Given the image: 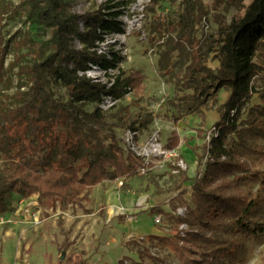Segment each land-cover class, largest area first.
Returning a JSON list of instances; mask_svg holds the SVG:
<instances>
[{
    "label": "trees",
    "instance_id": "obj_1",
    "mask_svg": "<svg viewBox=\"0 0 264 264\" xmlns=\"http://www.w3.org/2000/svg\"><path fill=\"white\" fill-rule=\"evenodd\" d=\"M166 1L151 0V4L162 6ZM180 1L181 13L168 23L158 60L165 73H173L174 67L183 70L181 77L173 76L175 91L182 92L174 102L181 113L175 121L198 115L204 127L206 112L213 110L219 120L210 142L191 147L197 156L194 178L172 166L181 174L182 184L193 182L190 202L185 201V189L173 199L187 208L184 217H174L179 226H187L177 237L200 253L201 260L195 264H246L247 242L264 243V0L249 4L246 0ZM74 4L75 0H24L19 6L24 22L47 35L24 46L27 51L22 57L28 64L22 69L28 77L20 87L32 84L27 92L31 99L22 106L32 141L39 145V138L48 139L39 161L19 149L10 161L0 164V218L11 210L15 195L25 200L38 196L40 201L76 203L89 188L133 176L146 167L124 150L117 133L118 129L141 133L154 119L152 114L130 115V106L117 109L130 94L137 102L141 99L145 75L119 69L109 88L79 75L91 64L117 68L123 60L113 48L107 50L109 56L97 50L110 32L125 33L118 20L123 10H115L119 4H109L78 14ZM230 10L237 15L229 20ZM213 21L218 29L210 34L203 31L199 37L200 24L209 27ZM74 40L83 47L75 48ZM7 46L0 51V82ZM211 54L219 62L217 69L207 64ZM17 60L9 66L19 65ZM52 83L66 89V101L55 99ZM222 90L229 93L223 104L218 98ZM105 94L119 101L108 112L99 106ZM91 103L97 107L88 111L84 106ZM197 138L206 139L203 130L197 131ZM186 142L175 130L165 146L178 151ZM150 213L170 217L159 207ZM138 254L145 257L144 251Z\"/></svg>",
    "mask_w": 264,
    "mask_h": 264
},
{
    "label": "rangeland",
    "instance_id": "obj_2",
    "mask_svg": "<svg viewBox=\"0 0 264 264\" xmlns=\"http://www.w3.org/2000/svg\"><path fill=\"white\" fill-rule=\"evenodd\" d=\"M23 1L0 0V51L8 45L3 69L4 78L0 82L1 165L10 161L11 156L19 149L25 155L34 156L39 161L45 152V143L48 139L41 137L38 139L39 145L34 144L31 125L23 116L22 106L31 99L27 92L32 85L20 87L28 77L22 69L28 64L22 57V54L27 51L24 46L28 45L31 39L38 40L47 37L37 32L35 27L24 22L25 17L19 8ZM203 1L211 2V0ZM250 1L246 0V4ZM109 4L112 6L119 4L118 9L115 10H123L118 20L122 23L125 33L110 32L100 47L105 50L113 48L123 57L114 70L121 69L125 72L139 70L145 75L141 99L137 102L136 97L130 94L122 100L117 109L130 106L129 114L132 116L139 113L152 114L154 117L152 123L147 130L140 133L141 141H145L152 131L158 129L164 144L175 130L182 138L188 139V142L182 145L184 148L191 149L195 144L202 145L207 142L214 125L210 126L207 121L204 127L202 123H195L196 117L202 120L201 116L186 115L180 121H175L181 113L174 106V102L176 104V97L182 95V92L175 91L173 76L181 77L183 70L174 67L173 73H170L171 70L165 73L159 69L158 65L161 42L167 34L168 23L176 21L181 13V1L167 0L162 6H153L151 0H75L73 11L85 14ZM233 15H237L236 10L228 12V19L230 20ZM80 24L82 26V23ZM217 29L218 24L214 21L209 27L201 23L199 37L202 36L203 31L210 34ZM72 44L78 49L83 47L78 40H74ZM15 58L18 59L16 64L19 65L11 68L9 65L14 62ZM207 64L213 69L219 66L213 54L208 57ZM50 91L58 101H66L69 97L66 89L58 83H52ZM228 95V92L220 91L218 94L220 103L226 102ZM132 102L137 103L132 104ZM257 102L258 99L253 101V103ZM84 107L88 111H93L97 105L91 103ZM206 113H210L211 117L210 111ZM191 117L194 121L189 119ZM187 119H189L188 122ZM190 129H196L194 130L196 133L192 135L193 133L188 131ZM198 130H203L205 140L195 136ZM124 132V129L117 130L121 140ZM191 135L194 136L192 139H190ZM184 162L186 164L184 170L189 173V162L186 160ZM171 163H174V160L173 162H161L158 165L153 164L144 170L140 169L133 176H126L114 182L105 181L110 185H115L118 192L122 191L121 200L125 205L131 199L127 193L131 185L138 191L137 196L140 193H146L142 194V201L148 199L147 210L151 208V195V197L154 196L152 202H156L157 205L165 199L172 200L173 212L170 217H162L161 224H157L155 214L153 216L150 213L153 223L164 233L161 241H152L148 236L134 238L127 234L132 229L130 226L129 230L126 229L124 222L126 219L131 222V217L137 214L118 205L108 215V208H106L108 198L103 194L101 187L99 190H95V186L89 188L76 203L70 204L57 199L40 201L38 196L25 200L15 195L11 210L0 218V264H118L124 257H128L127 260L131 263L137 262L133 264H141V262L144 264L197 263L201 260L197 249L180 242L177 237L180 233V226L174 219L177 215L174 214L176 209L173 206L186 207L173 199L178 194L177 191L185 189L188 191L185 201L190 202L192 189L187 182L181 183L179 171L171 173L175 171ZM196 170L193 176L196 175ZM120 181L124 182L123 186L119 185ZM183 186L184 189H182ZM138 198L134 208H139ZM128 212H130L129 216H127ZM146 216L149 217V214ZM146 220L148 219L143 218L142 221H135V226L142 229L147 227L150 223ZM141 237L144 238L141 239ZM132 242L137 244L127 245ZM246 247V264H264V243L249 241ZM138 251H144L145 257L140 258ZM148 255L158 261H153Z\"/></svg>",
    "mask_w": 264,
    "mask_h": 264
},
{
    "label": "built area",
    "instance_id": "obj_3",
    "mask_svg": "<svg viewBox=\"0 0 264 264\" xmlns=\"http://www.w3.org/2000/svg\"><path fill=\"white\" fill-rule=\"evenodd\" d=\"M98 53L106 54L107 50L103 49L99 46L97 48ZM116 68H104L101 65H90V68L85 72H80L79 75H86L87 77L92 78L95 82H101L105 84L108 88L114 84L115 78L119 73L118 70H114ZM119 101L116 100L112 95L105 94L102 96V101L100 103V108L108 112L113 109ZM215 130H212L210 135L207 138V142H210L211 137ZM141 134L138 131H134L131 129H127L124 132L122 142L123 148L126 152H132L135 156H137L141 161L145 164V168L151 167L153 164L158 165L159 163L163 162H173L174 159H179V154L177 150H169L166 148L165 144L161 141V133L160 130L152 131L145 141H141L140 139ZM177 166L181 167L183 170L186 169V164L184 160L179 159L176 162ZM142 169V170H144ZM123 181H120L119 185L123 186ZM187 213L186 207H179L176 209L174 214L177 216L184 217ZM155 222L157 224H161L162 216L157 215L155 217ZM187 229L185 224L180 226V231H184ZM144 237H141L143 239ZM122 264H133L128 260H125Z\"/></svg>",
    "mask_w": 264,
    "mask_h": 264
},
{
    "label": "crops",
    "instance_id": "obj_4",
    "mask_svg": "<svg viewBox=\"0 0 264 264\" xmlns=\"http://www.w3.org/2000/svg\"><path fill=\"white\" fill-rule=\"evenodd\" d=\"M228 97H229V95H228ZM228 97H227V99H228ZM227 99H226V101H227ZM210 112L212 114L211 117H210V113H206V121L208 122V124L210 126H212L219 120V115L216 112H212V111H210ZM189 119L194 121V118H192V117ZM189 119H187V122L189 121ZM195 123L201 124L202 120L198 119V117H196ZM192 125H193V123H192ZM196 127H198V126H196ZM196 129H193V130L190 129L188 131H190L191 133H193L192 135H194V133H196L194 130H196ZM192 135L190 136V139H192L194 137ZM196 135L197 134H195V136ZM195 145H197V144H195ZM178 154L182 160H184V161L186 160L189 162L190 172L188 174H189L190 178H194L196 175L193 176V174H194L195 169H197V156H196V154L189 147H186V148L182 147L181 150L180 149L178 150ZM177 161H178V159H174V163H171V165L177 166V164H176ZM177 172L178 171L175 170L171 173H177ZM187 184H189L191 187L193 182L190 181V182H187ZM100 187L102 188L101 190L103 191V194L105 196H107L106 198H108L107 199L108 203H107V207H106V208H108V211H107L108 215H109V213L113 212L114 208H116L118 205H122L123 207H126L130 212L137 214L135 217H131V219H132L131 222L128 219L125 220V222H124L125 228L129 230L128 227L130 226V228L132 229V231L127 233V234H129L130 236H132L134 238H136L138 236H150V235L161 237L164 234L163 231L160 230L153 223L152 216L150 214V210L152 208H155V207H160V209L163 210V212L171 215V212H173V208L171 207L172 200L165 199L160 205H157L156 202H154V201L152 202V200L154 199V196L151 197L152 196L151 195L150 196V198H151L150 202L152 203L151 208L149 210H147L148 209V205H147L148 199L147 200L145 199L142 201V197H143L142 194H146V193H140V195H138L140 197L138 198V196H137L138 191H136V189L132 185L130 186V188L128 189V192H127V193H129L131 199L126 205L123 204L122 200H121L122 199L121 197L123 196L122 191L118 192L117 187L115 185H110L108 182H104V184L102 183L98 186H95L94 189L99 190ZM182 189H184V186ZM177 192L179 193L180 190ZM159 197H161V195ZM137 198H138L137 206H139V208H134L135 204H136L135 201ZM130 212L127 213V216L130 215ZM146 214H149V217L146 216ZM155 216H157V214H155ZM161 216L163 218H165L163 215H161ZM143 218L148 219V220H146V222H149L150 224L149 225L147 224V227H145L143 229L137 228L135 226V223H136L135 221H138V220L142 221ZM133 254H135V252H133ZM132 259L136 260V258H132Z\"/></svg>",
    "mask_w": 264,
    "mask_h": 264
}]
</instances>
